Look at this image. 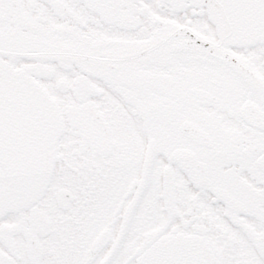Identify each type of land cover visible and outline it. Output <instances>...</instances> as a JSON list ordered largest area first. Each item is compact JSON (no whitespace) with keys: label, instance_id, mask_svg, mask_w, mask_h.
Instances as JSON below:
<instances>
[{"label":"snow or ice","instance_id":"obj_1","mask_svg":"<svg viewBox=\"0 0 264 264\" xmlns=\"http://www.w3.org/2000/svg\"><path fill=\"white\" fill-rule=\"evenodd\" d=\"M0 264H264V0H0Z\"/></svg>","mask_w":264,"mask_h":264}]
</instances>
